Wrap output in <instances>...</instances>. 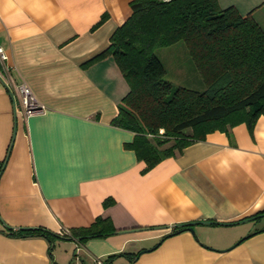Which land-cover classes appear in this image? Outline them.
I'll return each mask as SVG.
<instances>
[{
	"label": "crops",
	"instance_id": "1",
	"mask_svg": "<svg viewBox=\"0 0 264 264\" xmlns=\"http://www.w3.org/2000/svg\"><path fill=\"white\" fill-rule=\"evenodd\" d=\"M218 1L264 28V0ZM130 2L0 0L12 75L44 105L26 115L0 79V264H264V114L253 130L211 131L143 172L126 145L134 132L112 123L129 90L117 63L82 66ZM98 215L123 230L84 242L24 231L62 234ZM184 222L194 232L164 237Z\"/></svg>",
	"mask_w": 264,
	"mask_h": 264
},
{
	"label": "trees",
	"instance_id": "2",
	"mask_svg": "<svg viewBox=\"0 0 264 264\" xmlns=\"http://www.w3.org/2000/svg\"><path fill=\"white\" fill-rule=\"evenodd\" d=\"M130 5L132 13L112 32L109 44L82 66L107 56L117 63L129 90L112 123L134 132L126 145L145 161L143 172L211 131L229 132L241 122L253 130L264 114V28L255 17L241 14L234 5L222 7L218 0H131ZM107 18L108 13H103L92 29ZM178 41L188 46L206 84L204 90L175 87L164 77L166 68L155 49ZM114 202L109 196L103 205ZM191 224H178L164 237ZM122 230L103 215L62 234L44 227L24 229L26 234L72 237L79 242Z\"/></svg>",
	"mask_w": 264,
	"mask_h": 264
},
{
	"label": "rangeland",
	"instance_id": "3",
	"mask_svg": "<svg viewBox=\"0 0 264 264\" xmlns=\"http://www.w3.org/2000/svg\"><path fill=\"white\" fill-rule=\"evenodd\" d=\"M155 53L166 68L164 77L171 81L175 87L186 86L197 90L206 88L184 41L157 47Z\"/></svg>",
	"mask_w": 264,
	"mask_h": 264
},
{
	"label": "built area",
	"instance_id": "4",
	"mask_svg": "<svg viewBox=\"0 0 264 264\" xmlns=\"http://www.w3.org/2000/svg\"><path fill=\"white\" fill-rule=\"evenodd\" d=\"M8 56L5 49L0 45V79L10 90L15 99L20 103L21 110L30 115L43 109L44 105L41 104L33 95L30 87L24 82H18L11 72V66L7 62ZM163 132V128L160 129ZM97 264H104L101 258H96Z\"/></svg>",
	"mask_w": 264,
	"mask_h": 264
},
{
	"label": "water",
	"instance_id": "5",
	"mask_svg": "<svg viewBox=\"0 0 264 264\" xmlns=\"http://www.w3.org/2000/svg\"><path fill=\"white\" fill-rule=\"evenodd\" d=\"M192 232H194V226L191 225L190 228H189Z\"/></svg>",
	"mask_w": 264,
	"mask_h": 264
}]
</instances>
